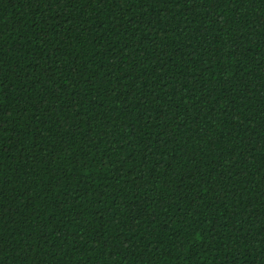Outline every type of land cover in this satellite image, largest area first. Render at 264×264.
Masks as SVG:
<instances>
[{
  "label": "trees",
  "instance_id": "1",
  "mask_svg": "<svg viewBox=\"0 0 264 264\" xmlns=\"http://www.w3.org/2000/svg\"><path fill=\"white\" fill-rule=\"evenodd\" d=\"M262 23L0 0V264H264Z\"/></svg>",
  "mask_w": 264,
  "mask_h": 264
},
{
  "label": "snow or ice",
  "instance_id": "2",
  "mask_svg": "<svg viewBox=\"0 0 264 264\" xmlns=\"http://www.w3.org/2000/svg\"><path fill=\"white\" fill-rule=\"evenodd\" d=\"M194 3H195V0H194ZM260 27H261V28H264V23H262V24L260 25ZM236 51H237V53H238V52H239V49H237ZM165 55H166V53H165ZM137 87H139V85H137ZM188 119H191V117L189 116Z\"/></svg>",
  "mask_w": 264,
  "mask_h": 264
}]
</instances>
